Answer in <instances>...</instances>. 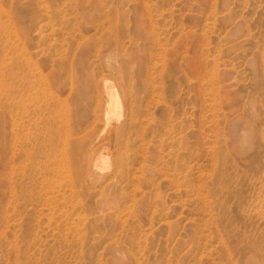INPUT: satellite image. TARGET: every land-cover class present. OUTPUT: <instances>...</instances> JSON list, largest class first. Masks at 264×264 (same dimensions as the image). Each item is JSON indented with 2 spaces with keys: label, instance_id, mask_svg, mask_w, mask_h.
Instances as JSON below:
<instances>
[{
  "label": "rangeland",
  "instance_id": "obj_1",
  "mask_svg": "<svg viewBox=\"0 0 264 264\" xmlns=\"http://www.w3.org/2000/svg\"><path fill=\"white\" fill-rule=\"evenodd\" d=\"M56 66L95 72L102 107L105 79L128 85L136 129L152 137L158 155L187 154L189 193L164 181L146 197L163 204L167 219L156 216L151 225L148 209L147 221H138V191L150 189L128 184L119 194L124 180L102 192L81 189L69 218L65 206L47 214L46 205L34 203L27 186L37 157L25 159L15 146L14 83L28 70L41 98L57 90L61 133L72 124L67 119L85 118L93 107L73 102L70 77L51 78ZM0 109V264H264V0H0ZM91 192L94 199L84 198ZM117 202L128 209L114 211ZM101 210L110 212L103 221Z\"/></svg>",
  "mask_w": 264,
  "mask_h": 264
},
{
  "label": "bare ground",
  "instance_id": "obj_2",
  "mask_svg": "<svg viewBox=\"0 0 264 264\" xmlns=\"http://www.w3.org/2000/svg\"><path fill=\"white\" fill-rule=\"evenodd\" d=\"M104 15H106V13ZM41 25H43V24H41ZM31 30H34V29H31ZM29 38H31V37H29ZM17 45L19 46V44H17ZM17 54H19V53L17 52ZM27 58L29 59V57H27ZM19 60H18V62H21ZM23 60H25V59H23ZM27 62H30V61H27ZM21 63H24V61ZM16 64L17 63L15 62V66H16ZM21 65H23V64H21ZM17 68H18V66H17ZM56 68H57V66H56ZM20 69H22V68H20ZM80 69H77V68L71 67V66L68 68L60 66V68H57V69L53 68L52 71L50 72V76L54 80H56L57 78H60L61 77L60 75H62V74L67 76V77L65 76L66 79L70 77L69 82H68V83H70L69 84L70 87H68V88H69V93L71 94V97H72V95H74L75 101H73V102H78L77 100H79L80 102H81V100L87 101L88 103L93 102V104H92L93 107L90 109L89 112L85 113L86 114L85 118H82V116L84 117L85 115H81V116H77V115L73 116L72 115L70 117V119H67V124L69 121H71L72 124L70 127L68 126L67 129L64 130V133L60 132V130L64 128V126H63L64 124H62V127H63L62 128L58 124L59 120L58 121L56 120V118L58 117L57 116L58 109L60 108V106H63V105H60L58 107L59 102L61 103L62 101L60 100V98L57 97V95H58L57 90H55L56 94L53 91H50L48 94L45 93L46 95H49L48 97L43 94L44 99L41 98V96L38 94L42 91L43 88L42 89L40 88L41 90L39 93H38L39 90L37 92H36V90H34V85H35L34 84V77L35 76L32 75L33 72L31 73L28 70H26L24 72L25 74L19 79V81L16 80L17 82L14 83V85H13V98H12L13 99V105H12V108L9 110L12 111V126L13 127L12 126H10V127H12L14 130L13 137H14V140L16 143V144L15 143L14 144L19 151H21V150H23V152L25 151L24 152V155H26L25 159L29 160L32 153H34L35 157H37V159L34 161V163L32 165H30L33 167V169L35 166H37L36 171H35L36 173H34L33 176L30 174L32 176V177L30 176V186L27 184L28 185L27 188L34 194L33 195L34 197H31V198L36 199V201L34 203L37 202L38 206L39 205H46L47 206L46 210H48L47 214H51L54 211L57 212L56 207H58L60 205H61V207L65 206L66 209H64V211L62 210L64 212L62 215L65 216L66 218H69V216L72 214V212L74 210H76L77 205H81L80 204L81 199L76 198L79 196V193H80L79 191H81V189L87 188L90 190V189H94V188H99L100 192H102L109 185H111L110 183H112L114 181L116 183L118 181L120 182L121 180H124L125 184H123L122 186L119 185V189H120L119 194L124 193V189L127 188L128 184H131L130 185L131 187H132V185H135V186L139 185V186L146 187V188L149 187V189H150V192H148L149 191L148 189H147L148 191H146V189H144V188H142L141 190L138 191V192H140V194H142L141 197H139L138 199L141 201L142 198H144V200L142 201L143 210L141 208L137 214L139 217V218H137L138 221H141L142 219H144V222L147 221V220H145V217L142 214V212L143 211L145 212L146 210H147L146 212H149V210H151V214L149 217V223L151 225L153 224V220L155 218H158L156 216L163 215V217L166 218L167 217V211L166 212L163 211V208H164L162 206L163 204L159 203V201L156 199H153L152 203H151V201L148 202V201H146V197H147V194L151 193L153 190H154L153 192H156V190H158V188L160 186V182H164V181H165V184L167 183V185L170 189H174L177 185L176 183H179L178 187H180V186L182 187L180 190L183 191L185 194L189 193L188 192L189 191V189H188V182H189L188 170L186 169L187 166L184 167V165H186L184 162L185 161L184 157L187 154L186 153H180V154L177 153L175 156H172V155L170 156L169 155L170 152L169 153L166 152V153H168L167 157L166 156L161 157L160 155H158V153L155 149V145H154L152 137H151V139L147 140V132L145 130L139 131L138 129H136V127H137L136 119H137L138 109L136 108V106L133 102L130 87H128V85L124 84L121 81H120L121 82L120 83L119 80L117 83V84L120 83L119 86H117L112 80H108V79H105L104 81L102 80L103 81L102 85L104 88L103 90L105 91V95H106L105 104H104V107H102L103 105L101 104V97H102L103 93L101 94V91H100L101 87H102V86H100V79L98 77H97L98 79L96 78L95 72H92V71L88 72L87 71L88 73L87 72L82 73V72H79ZM16 71H18V70H16ZM21 71H23V70H21ZM31 71H32V69H31ZM14 75H15V73L13 74V77H14ZM16 76H17V74H16ZM73 76L76 77V81L74 80L75 77H73ZM32 77H33V80L31 79ZM46 80H48V79H46ZM114 80H116V79H114ZM14 81H15V79H14ZM56 89H58V88H56ZM58 90L62 91L61 88H59ZM45 92H47V91H45ZM65 92H66V90H65ZM11 104H12V102H11ZM3 110L4 109H2V111ZM4 112H6V111H4ZM9 114H10V112H9ZM37 120H38V123H37ZM60 120H61V118H60ZM62 120H64V119H62ZM166 132H167L168 137L170 139H171V137L175 138V136H173L175 129H174L172 123H169V126H168ZM61 134H64V137L65 136L68 137L70 135L71 137L74 136V138H72V142L71 141L67 142L68 139L65 140L64 142H62L63 136L61 139ZM132 135H133V138H131ZM181 138L183 139V137H181ZM149 140H151V142H150L151 144H148L146 146L145 143H146V141L149 142ZM169 141H171V140H169ZM60 143H61V147H59ZM12 144H13V142H12ZM145 148H146V150H145ZM173 148L174 147H172L171 149H173ZM124 149H127V152H128V149H131L132 153L128 156V153ZM143 150H145L148 153V155L146 153H145L146 155H143L142 154V152H144ZM11 152H13V151L11 150ZM69 157H71L70 162L66 161ZM16 159L18 160L17 157H16ZM23 160H24V157H23ZM30 160H32V158H30ZM147 160H149L150 163L153 162V164L152 165L151 164H145V162H147ZM22 161H20V162H22ZM157 164H159L160 167H157ZM23 165H24V163H23ZM23 168H24V166H23ZM16 169L18 170L19 168H16ZM17 170H15V171H17ZM23 171H24V169H23ZM23 171H20V172H23ZM139 171H140V173L142 171L144 175H147V174H150V175L149 176L147 175V178H144V177L141 178V177L137 176V174H136V172H139ZM26 175H28V174H26ZM150 176H152V177H150ZM154 176H155V179H154ZM18 178H19V176H18ZM26 178H27V176H26ZM22 179H23V176H22ZM157 179L159 180L158 184L156 186H154V181ZM25 180H24L23 185H25ZM13 181H15V180H13ZM13 181H12V183H13ZM56 181H58V183H55ZM62 182H64V183H62ZM18 183H17V185H18ZM20 183H22V181ZM20 183H19V185H20ZM4 184H6V183L4 182ZM61 184H66L68 186L69 193H66L67 190L64 189V187H66V185L62 187ZM19 185L15 186V187H17L16 188L17 190L15 189L16 192L18 191V187H21ZM89 187H91V188H89ZM92 187H94V188H92ZM9 188H10V185H9ZM22 188H24V187H22ZM22 188H20V189H22ZM138 188H141V187H138ZM133 189L135 190L136 187ZM26 191H27V189H26ZM26 191L23 194L24 196L26 194ZM83 191H85V189ZM129 191L128 190L125 191V194H124L125 199L128 196ZM14 192H13V194H14ZM19 192H20V190H19ZM21 192H23V191H21ZM113 192H115V191H113ZM132 192L133 191L131 189L130 194ZM135 192H136V190H135ZM96 193H98V191ZM96 193H94V194H96ZM154 194H155L154 196H157L158 192H157V194L156 193H154ZM83 195H84V198H87V197L88 198L91 197L90 199L95 198V196H94V198L92 197L93 193L92 194L89 193V195H87L86 197H85L84 193H83ZM2 196H3V194H2ZM19 196L20 195H18V197ZM102 196H103V194H102ZM102 196L100 199L103 198V201L101 200L102 202L99 204L102 207H104L106 210L108 208V205L103 204L104 202H106V198H104ZM21 198H23V197L21 196ZM84 198H82V199H84ZM96 199H97V200H95L96 202L98 200H100L98 198H96ZM78 202H80V203L78 204ZM23 203H25V202L23 201ZM26 203H28V202H26ZM9 206H10V204H9ZM123 208L124 209L126 208V203H124V207H123V204L121 202H117L115 204L114 211H119V210L121 211ZM126 209H128V207ZM135 209L137 210V208H135ZM22 210H24V209H22ZM62 211H61V213H62ZM99 213H101V214L100 215L98 214L97 217L100 218L99 219L100 221L101 220L103 221L108 216V213L110 214V212L103 211V210H101ZM47 214H45L46 217L48 216ZM55 215H57V214H55ZM62 215H61V217H62ZM137 215H135V216L137 217ZM52 216H54V215H52ZM115 216H117V215H115ZM32 217H34V216H32ZM97 217H94V220H96ZM51 219L54 220V218H51ZM52 220H49V221L52 222ZM36 221H38V220H36ZM165 221H166L165 223L168 226L172 227L173 221H171V220H169V221L165 220ZM53 224H55V223H53ZM144 224H146V223H144ZM95 225H96V223H95ZM95 225L93 224L92 226H95ZM138 225H141V224H138ZM98 227H100V226H98ZM171 230L172 229H170V232H171ZM100 235H102V234H100ZM126 236H127V238H129L128 237L129 235L126 234ZM130 237H132V236H130ZM117 238L119 239L120 237H117ZM127 238H126V241H127ZM99 239H100V237H99ZM74 240H76V239H74ZM115 240H117V239H115ZM123 241H125V240L123 239Z\"/></svg>",
  "mask_w": 264,
  "mask_h": 264
}]
</instances>
